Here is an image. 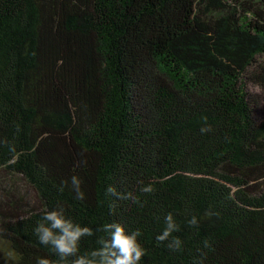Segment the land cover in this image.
<instances>
[{"label":"trees","instance_id":"obj_1","mask_svg":"<svg viewBox=\"0 0 264 264\" xmlns=\"http://www.w3.org/2000/svg\"><path fill=\"white\" fill-rule=\"evenodd\" d=\"M251 84L264 0H0V171L39 201L0 203L14 264L56 259L33 231L54 208L96 230L82 253L119 222L140 229L141 264H264ZM168 213L178 231L159 242Z\"/></svg>","mask_w":264,"mask_h":264},{"label":"clouds","instance_id":"obj_2","mask_svg":"<svg viewBox=\"0 0 264 264\" xmlns=\"http://www.w3.org/2000/svg\"><path fill=\"white\" fill-rule=\"evenodd\" d=\"M71 182L76 192V199L82 200L84 198V193L80 189L82 181L78 176L73 175ZM109 191L114 192L115 189L110 188ZM141 191L152 192V185L143 186ZM164 220L166 227L156 236L159 242L168 240L173 232L178 231V225L171 213H168ZM190 223L195 224L196 218L193 217ZM101 230L106 235L97 240L99 246L82 253V238L94 236L96 230L74 221L66 215L63 208L45 211L33 231L39 243L46 246L56 259L39 257L36 264H141L146 249L138 239L142 235L140 229L128 230L119 222H111L103 224ZM168 247L180 249L179 237H172Z\"/></svg>","mask_w":264,"mask_h":264},{"label":"rangeland","instance_id":"obj_3","mask_svg":"<svg viewBox=\"0 0 264 264\" xmlns=\"http://www.w3.org/2000/svg\"><path fill=\"white\" fill-rule=\"evenodd\" d=\"M232 2V0H226ZM250 92L258 99L261 107L264 106V90L254 84L250 85ZM264 115V113H262ZM10 196L23 198L28 206H39V201L30 188L26 187L21 179L15 175H5L0 171V203L9 200ZM0 264H14L12 250L7 242L0 239Z\"/></svg>","mask_w":264,"mask_h":264}]
</instances>
